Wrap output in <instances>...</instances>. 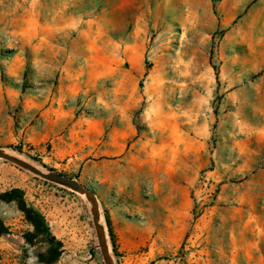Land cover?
Returning a JSON list of instances; mask_svg holds the SVG:
<instances>
[{"label": "rangeland", "instance_id": "obj_1", "mask_svg": "<svg viewBox=\"0 0 264 264\" xmlns=\"http://www.w3.org/2000/svg\"><path fill=\"white\" fill-rule=\"evenodd\" d=\"M0 150L98 200L114 264H264V0H0ZM61 242L105 264L90 204L0 158ZM0 199V264H45Z\"/></svg>", "mask_w": 264, "mask_h": 264}, {"label": "water", "instance_id": "obj_2", "mask_svg": "<svg viewBox=\"0 0 264 264\" xmlns=\"http://www.w3.org/2000/svg\"><path fill=\"white\" fill-rule=\"evenodd\" d=\"M0 158H4L6 160H9V161L25 168V169L31 171L35 175L42 177L43 179L58 183L62 186L69 188L72 191H75V192L83 195L90 204L93 225H94V228L96 231L98 245H99V248L101 250L104 262H105V264H114L112 261L111 255L109 253L106 234H105V228H104L102 216L100 214L98 200H97V198H96V196L92 190H90L88 187L81 184L78 180H76L74 178L68 177V176L60 174V173L41 171L36 166L26 162L25 160L15 156V155L7 153L5 151L0 150Z\"/></svg>", "mask_w": 264, "mask_h": 264}, {"label": "trees", "instance_id": "obj_3", "mask_svg": "<svg viewBox=\"0 0 264 264\" xmlns=\"http://www.w3.org/2000/svg\"><path fill=\"white\" fill-rule=\"evenodd\" d=\"M0 199L5 201L14 200L16 202L25 219L33 227L32 231L25 234L26 240L32 243L34 238L42 237L47 244V248L45 252L38 254V259L45 264H52L60 255L61 242L50 233L42 216L35 209L27 206L19 189H11L0 193Z\"/></svg>", "mask_w": 264, "mask_h": 264}]
</instances>
